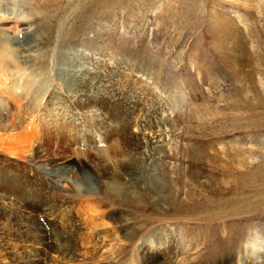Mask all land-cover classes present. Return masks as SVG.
<instances>
[{
    "label": "rangeland",
    "instance_id": "rangeland-1",
    "mask_svg": "<svg viewBox=\"0 0 264 264\" xmlns=\"http://www.w3.org/2000/svg\"><path fill=\"white\" fill-rule=\"evenodd\" d=\"M0 1V264H234L264 241V211L208 214L262 195L232 175L264 164V127L229 71L264 84V2Z\"/></svg>",
    "mask_w": 264,
    "mask_h": 264
},
{
    "label": "bare ground",
    "instance_id": "bare-ground-1",
    "mask_svg": "<svg viewBox=\"0 0 264 264\" xmlns=\"http://www.w3.org/2000/svg\"><path fill=\"white\" fill-rule=\"evenodd\" d=\"M124 1V0H123ZM134 1V0H133ZM136 1V0H135ZM151 0H146L145 3L147 2H150ZM177 1V5L180 7V13L181 15L184 17L187 16L188 12H189V9L191 8V3H192V0H176ZM249 1V0H248ZM255 1H258L260 2L259 4H261L262 2H264V0H255ZM1 2V1H0ZM111 2H115V3H119V2H122V0H85L84 3L86 5L89 4L87 8V10L89 11H94V10H98V11H101V10H106V6H108ZM126 2V1H125ZM257 2V3H258ZM114 3V4H115ZM158 3V2H157ZM3 4H10L9 2H4L3 1ZM15 4V3H14ZM246 4L247 3V0H246ZM13 5V4H12ZM96 5H99V6H96ZM116 5V4H115ZM121 5V4H120ZM126 5V4H125ZM132 5V4H131ZM136 5V4H135ZM140 5V4H139ZM124 6V5H123ZM127 6V5H126ZM118 7V6H117ZM120 7V6H119ZM135 7V6H134ZM124 8V7H123ZM132 8V7H131ZM152 8V7H151ZM115 9V8H114ZM11 10V9H10ZM82 10H84L82 8ZM82 10L80 11V16H81V13H82ZM134 10V9H133ZM137 10V9H136ZM145 10V9H144ZM143 10V11H144ZM179 10V9H178ZM88 11V13H89ZM148 11V10H147ZM84 12V11H83ZM86 12V11H85ZM96 12V11H95ZM94 14V13H92ZM91 14V15H92ZM99 14V13H98ZM28 17V16H27ZM218 19V18H217ZM217 19H215L216 21H218ZM7 26L6 28L9 29L12 33L10 36H8L6 38V41L5 42H2L3 46L2 48L3 49H10L12 52L11 54L13 56H15V58H22L21 56H18L17 52L20 53V49L21 47L24 46L23 43H20L21 40H22V36H21V33L23 31H26L27 33H35L34 32V29L31 30L29 27L31 25V19L30 17L29 18H24V17H21L20 15L18 16H12L11 18H8L7 17ZM21 28H25L23 31H21L20 29ZM2 29V28H1ZM4 29V28H3ZM2 29V30H3ZM4 41V40H3ZM26 44V42H25ZM32 44V43H31ZM28 44H26L27 46ZM28 47V46H27ZM27 49V48H25ZM29 50V49H28ZM2 50H0L1 52ZM22 54V53H21ZM3 57V56H2ZM4 60V59H3ZM0 63H2V66L5 67L4 64H8L6 61H0ZM9 68V67H8ZM1 69V68H0ZM74 69V68H73ZM233 69V68H232ZM237 69V68H236ZM239 69V68H238ZM3 71V70H2ZM254 72V71H253ZM252 72V73H253ZM259 72V71H258ZM229 75H230V78L232 79H235V80H238L239 81V78L243 79L242 76H246V78L248 79L249 81V86L251 87L252 89V92H251V97L250 99H248V101L252 104V106H254L255 108L258 107L259 109V114L256 115V116H253V118H251V122L253 123V125L256 124V126H258L257 124H261L260 126L264 127V93L262 91V87L264 86V84L260 85L261 83H257L255 81H252V74L250 72L246 71L244 73H241L240 71H229ZM262 73V72H261ZM264 73V72H263ZM76 74V73H75ZM77 75V74H76ZM258 75V74H257ZM260 75H263V74H260ZM1 76V75H0ZM237 81V82H238ZM247 81V80H245ZM4 82V81H3ZM5 84V83H4ZM242 84V83H241ZM243 88H244V85H241ZM25 88L26 85L25 83L22 84ZM23 87V88H24ZM248 87V86H247ZM246 88V86H245ZM5 89V88H3ZM264 89V88H263ZM2 90V89H1ZM10 90V89H8ZM249 90V88H248ZM246 91V90H245ZM3 92L5 93V90H3ZM9 91H7L8 93ZM12 93V91H10ZM2 93V92H0ZM3 94V93H2ZM14 94V93H13ZM9 95V94H7ZM12 96V95H11ZM14 96V95H13ZM254 104V105H253ZM250 118V117H249ZM236 121V120H235ZM238 122V120H237ZM250 122V123H251ZM232 125V124H231ZM242 125V124H240ZM246 125V124H245ZM239 126V125H237ZM247 126V125H246ZM249 127V126H248ZM255 128V127H254ZM239 129V128H238ZM219 130V129H218ZM258 130V129H257ZM264 130V129H263ZM246 132V131H245ZM256 132V131H255ZM239 133V132H238ZM235 135V134H234ZM258 136V135H257ZM264 136V135H263ZM150 138L152 139H155L157 143V145H159V142H161V136L160 134L158 133V130H155L154 132H152L150 135H149ZM261 139H263L261 137ZM261 141V140H260ZM261 145V144H260ZM259 147V146H258ZM263 148V147H262ZM258 159V158H257ZM253 160V159H252ZM251 160V161H252ZM254 161V160H253ZM264 161V160H263ZM264 163V162H263ZM257 166L255 167H251L249 166V169H245L243 173H241L240 175H238V173H235V174H232L236 180V184L240 183L241 185L240 188H248L249 191H253V192H259L261 193L262 195L259 196L260 198L259 199H251L249 198V196H245L244 198H240V199H237V197H229V198H226V199H222L221 201L217 202L219 203V206L217 207H214V209L208 213L212 218H216L219 217L220 219L221 218H226V216L230 215L231 213H235V212H238L240 215H238V218L239 219H249V218H253V217H256L258 214L261 213V211H264V164L262 165H258L256 164ZM254 166V165H253ZM233 173V172H232ZM231 176V175H230ZM232 178V177H231ZM257 181V182H256ZM251 196V195H250ZM236 198V199H235ZM201 200H199L198 203H195L193 206L194 208H202L206 205L207 202H209V199L208 197H204V198H200ZM236 200V201H235ZM211 202L209 203H212L214 202L215 204V201L213 199L210 200ZM238 202V203H237ZM216 203V204H217ZM205 204V205H204ZM207 207V206H206ZM203 209V208H202ZM206 208H204L205 210ZM197 210V209H196ZM201 211V210H200ZM209 212V211H208ZM206 213V211H205ZM236 214V213H235ZM208 215V216H209ZM233 215V214H232ZM237 215V214H236ZM241 216V217H240ZM204 217V216H203ZM206 217V216H205ZM202 218V216H201ZM207 219V218H206ZM211 219V218H210ZM215 220V219H214ZM211 221V220H210ZM256 241H259V240H252V241H249V243L247 244V246L243 247L242 250L238 252V254L236 256H234L232 258V262L234 264H244V263H251V264H257L259 261L261 263H264V259L263 260H259L260 257L262 256L261 255V250L264 249V241H261L262 243H259V244H255L254 242ZM181 249V248H180ZM179 249L177 248V245L175 244V246L173 247V249L170 251L171 255L169 256V260L170 262H174L176 260H179ZM252 261V262H250Z\"/></svg>",
    "mask_w": 264,
    "mask_h": 264
}]
</instances>
